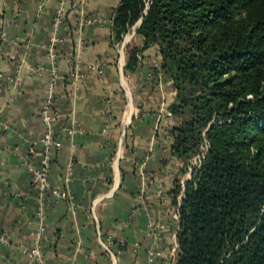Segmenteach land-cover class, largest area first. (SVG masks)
<instances>
[{"label": "crops", "instance_id": "crops-1", "mask_svg": "<svg viewBox=\"0 0 264 264\" xmlns=\"http://www.w3.org/2000/svg\"><path fill=\"white\" fill-rule=\"evenodd\" d=\"M73 2L79 3L75 9ZM119 3L0 0V233L9 240L0 245V264H35L23 250L30 247L36 227L37 194L21 161L28 141L43 134L41 113L49 93L59 113L53 127L61 144L51 151L48 180L70 199L46 195L45 264L176 262L177 220L159 237L148 234V225L164 213L157 196L160 184L167 183V198L174 204V173L167 175L162 167L173 171L175 157L169 139L157 130L172 88L156 47L143 48L138 27L124 42L140 48L139 60L131 71L124 70V54L111 43ZM61 5L65 9L55 28ZM52 37L58 40L54 60L49 56ZM52 67L57 71L53 83ZM99 67L104 75L97 73ZM140 163L143 193L138 189ZM108 239L109 250L103 246ZM154 248L158 253L151 257Z\"/></svg>", "mask_w": 264, "mask_h": 264}, {"label": "trees", "instance_id": "trees-1", "mask_svg": "<svg viewBox=\"0 0 264 264\" xmlns=\"http://www.w3.org/2000/svg\"><path fill=\"white\" fill-rule=\"evenodd\" d=\"M138 20L175 91L169 112L186 116L172 154L187 158L207 140L173 191L175 264H264V0H120L114 39Z\"/></svg>", "mask_w": 264, "mask_h": 264}, {"label": "rangeland", "instance_id": "rangeland-1", "mask_svg": "<svg viewBox=\"0 0 264 264\" xmlns=\"http://www.w3.org/2000/svg\"><path fill=\"white\" fill-rule=\"evenodd\" d=\"M78 5H79L78 2H73V3H71L70 7H71V9H75ZM64 9H65V7L63 5H61L58 8V10H57V12L55 14V18H54V22H53L54 25H55V28H57V26L59 24V19L61 18V15L63 14ZM114 13H115V11H114ZM114 13L112 15V19L114 17ZM139 24L136 21L131 26H129V28L127 29L126 33L122 36V38L120 40H115L114 39V34H113V31H112L111 43L114 46V48L117 51V53L120 50H122V52L124 54L125 64H126V62L128 60V57L130 56V52L131 51L132 52L135 51L133 56L136 59V62H138V60H139V52H140V50H134L135 46L129 40L126 43L124 42V39L127 36L132 35L133 31L139 26ZM111 29H112V27H111ZM57 41L58 40H56V42H53V44H56ZM53 44H52V46H53V48L55 50V46ZM154 46L156 47V50L158 52L157 46L156 45H154ZM117 57L119 58V54H117ZM160 65H162V64H160ZM124 70H126V69H124ZM128 71H131V70H128ZM126 72H127V70H126ZM97 73L99 75H104V72L102 71V69L100 67L97 68ZM55 75H57V71H55ZM169 81H170L171 88H172V92H171L172 100L170 101V103L164 104L163 107L160 109V112L162 111L163 114H161V118L159 119V122H158V125H157V130H161L162 134L167 139H169V141H170V153L172 154V152H171V146H172V142H173L172 129L177 127V126H179L182 123L183 119H186V116L180 117V116L173 115V114L170 113L171 115H173L175 117V122H171L168 119V117H170L169 116L170 114H167L166 111L168 110V112H169V106L174 100V92H175L173 87H172V83H171L170 79H169ZM159 91L163 92L162 87L159 88ZM161 95H162V93H161ZM163 96H164V94H163ZM54 102H55V100H53V105H55ZM52 110L55 111L53 106H52ZM57 120H55L54 122H56ZM54 122H52L53 133H54L55 137H59L57 135V133L54 131V127H53L54 126V124H53ZM204 131H203V133H204ZM40 137L37 138V139H30L29 141L39 140ZM206 150H207V140L205 138H202V142L199 144V146L196 149V151L194 153L189 154V156L187 158H180V157L172 154L175 157L173 171H170L168 169V167H165V165L162 167L165 174H167V175L171 174L172 175L174 173L171 176V178H170V179H172L171 180L172 181L171 188H170L171 191H174L177 188H179L181 190L184 182L189 178L192 169L194 167H196V164L198 163L200 157L203 154H205ZM140 164L141 165L139 167L138 176L141 179L140 180L141 183H140L138 189H139L140 193H143V191L145 189V185H146L145 175H144L145 174V170H144L143 164L142 163H140ZM167 190H168L167 183L164 182L163 184L159 185L158 190H157V196H158V200L162 204L164 213L161 212V216L158 217V219L155 221V223H150L148 225V234L152 235V236H155V237H159L161 235L162 231L166 229V227L169 224V222L172 223V222L176 221V219L174 217V214L176 212V206H175V204L172 205L171 202H169L170 200H168V198H167V193H168ZM178 197H179V195H177V199H176L177 202H178ZM8 242H9V240H8ZM175 250H176V245H175V241L173 240L172 247H171V253H172V257L173 258L175 256V254H174ZM152 251L154 252V255H157V253H158L157 249L154 248V249H152Z\"/></svg>", "mask_w": 264, "mask_h": 264}, {"label": "built area", "instance_id": "built-area-1", "mask_svg": "<svg viewBox=\"0 0 264 264\" xmlns=\"http://www.w3.org/2000/svg\"><path fill=\"white\" fill-rule=\"evenodd\" d=\"M57 38H51V46L49 49V56L52 60L55 59V52L52 46L53 42H56ZM55 68L52 67V81L55 79ZM53 106V96L49 93L48 101L42 107V122L44 124V131L39 140L29 141L26 154L22 158V165L26 168L30 175V185L31 188L37 194V203H36V227L32 235V241L29 248L24 249L23 251L29 256V258L35 264H45L43 258V249H42V237L45 230V208H46V195L52 194L57 198L69 200L70 196L68 192L62 190H57L51 187L48 180V171L50 167V153L52 149L58 148L60 146V140L58 137L54 136L52 122L58 119L59 113L57 111H51ZM39 147V148H38ZM204 154L200 157L196 167L200 163ZM66 181L71 174L70 169H67ZM183 187L181 188V191ZM181 197V192L179 194L178 200ZM175 219H178L177 208L174 214ZM111 241L108 239L106 243L103 244L104 248L109 250L108 244ZM8 243V237L0 233V245H6ZM149 255L152 257L154 252L149 251Z\"/></svg>", "mask_w": 264, "mask_h": 264}, {"label": "water", "instance_id": "water-1", "mask_svg": "<svg viewBox=\"0 0 264 264\" xmlns=\"http://www.w3.org/2000/svg\"><path fill=\"white\" fill-rule=\"evenodd\" d=\"M145 13V11L143 12V14Z\"/></svg>", "mask_w": 264, "mask_h": 264}]
</instances>
